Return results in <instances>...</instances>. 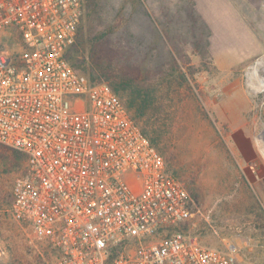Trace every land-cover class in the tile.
Segmentation results:
<instances>
[{
    "label": "built area",
    "instance_id": "built-area-1",
    "mask_svg": "<svg viewBox=\"0 0 264 264\" xmlns=\"http://www.w3.org/2000/svg\"><path fill=\"white\" fill-rule=\"evenodd\" d=\"M83 9L84 0H0V144L26 158L12 218L54 264H239L235 249L174 229L191 217L184 184L108 84L66 61Z\"/></svg>",
    "mask_w": 264,
    "mask_h": 264
},
{
    "label": "rangeland",
    "instance_id": "rangeland-1",
    "mask_svg": "<svg viewBox=\"0 0 264 264\" xmlns=\"http://www.w3.org/2000/svg\"><path fill=\"white\" fill-rule=\"evenodd\" d=\"M92 3L84 0L78 51L70 54L104 65L113 56L118 75L129 73L154 96L163 158L190 197L191 217L175 230L211 248L235 249L239 264H264V158L256 145L264 133V87L253 91L247 83L264 56V6L100 0L88 24ZM258 74L264 76L261 68ZM15 162L0 144V264H54L30 228L12 218V187L25 168ZM172 232H156L148 243Z\"/></svg>",
    "mask_w": 264,
    "mask_h": 264
},
{
    "label": "trees",
    "instance_id": "trees-1",
    "mask_svg": "<svg viewBox=\"0 0 264 264\" xmlns=\"http://www.w3.org/2000/svg\"><path fill=\"white\" fill-rule=\"evenodd\" d=\"M99 1L100 0H91V2L93 3L88 7L89 9L87 11L88 24H91L94 21ZM77 37L78 31L74 44L70 47V49L65 55L66 61L75 71L87 77V79L91 83L108 84L112 92L124 103L131 118L139 126L143 135H145L149 139L150 143L157 149V151L163 157V131L160 129L159 126L156 125L157 122L160 121L156 116L157 114H159V110L155 108L156 105L154 96L152 95L150 90L147 87H144V85L136 83L129 73H126L125 75H118L116 73V70L112 67L113 56L110 57L109 62H107V64L105 65L103 63L99 64L96 62V60L93 61V59H91L88 64L85 62V59L81 62L77 61L72 56V54H70L72 48L73 50H75V52L78 51V46L76 43ZM114 52L116 53V50ZM81 70L87 71V75L84 72H81ZM13 152L15 154L16 160V162L14 163L15 165H17V163L22 160L26 162V158L24 155L16 151ZM189 207L191 209V204ZM174 229H176V227ZM45 252V254L49 257L48 252ZM119 252L120 251L118 249L114 248L110 258L116 257Z\"/></svg>",
    "mask_w": 264,
    "mask_h": 264
},
{
    "label": "bare ground",
    "instance_id": "bare-ground-1",
    "mask_svg": "<svg viewBox=\"0 0 264 264\" xmlns=\"http://www.w3.org/2000/svg\"><path fill=\"white\" fill-rule=\"evenodd\" d=\"M263 66L264 60L262 59L258 61L255 66H253L251 70L247 73L248 87H250V89H252L253 91L262 90V88L264 87V77L261 78L258 74V68ZM256 145L264 158V133L256 138Z\"/></svg>",
    "mask_w": 264,
    "mask_h": 264
},
{
    "label": "crops",
    "instance_id": "crops-1",
    "mask_svg": "<svg viewBox=\"0 0 264 264\" xmlns=\"http://www.w3.org/2000/svg\"><path fill=\"white\" fill-rule=\"evenodd\" d=\"M249 1H253V0H249ZM255 5H256V9L260 10L264 6V0H256Z\"/></svg>",
    "mask_w": 264,
    "mask_h": 264
}]
</instances>
